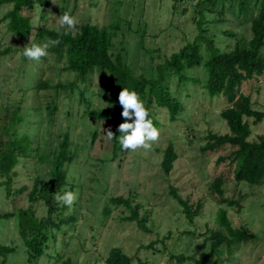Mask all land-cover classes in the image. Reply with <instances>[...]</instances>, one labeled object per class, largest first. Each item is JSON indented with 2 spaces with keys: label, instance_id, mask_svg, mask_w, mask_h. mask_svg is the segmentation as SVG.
I'll return each instance as SVG.
<instances>
[{
  "label": "rangeland",
  "instance_id": "374dc122",
  "mask_svg": "<svg viewBox=\"0 0 264 264\" xmlns=\"http://www.w3.org/2000/svg\"><path fill=\"white\" fill-rule=\"evenodd\" d=\"M48 1L50 6L45 12L49 18L40 21L37 6L31 14L32 31L24 38L8 31L6 22L2 21L3 15L12 6L0 7V51L13 48L11 53L0 57V127L4 124L1 117L5 113L2 112L5 104L11 108L17 105L22 113L30 108L39 109V113H32L31 116L32 124L39 122L37 130L32 133L28 126L21 128L30 136L33 151L21 171L23 177L13 187L18 189L25 185L26 191L10 195L9 199L6 198L7 189L0 186V215L29 208L37 218L45 216L44 203L40 200L31 203L26 194L30 191L33 178L47 173L48 165L39 163V156L46 146H50L49 149L55 147L57 136L61 137V133L68 131L72 146L79 150L69 172L70 179L74 178L77 185L74 193L77 194L75 202L78 205L76 208L68 206L67 209V214L76 210V223L53 231L43 257L29 262L27 247L16 227L17 218H0V246L14 248L6 257L0 256V264L3 259L5 264H63L67 259L71 264H105L104 260L112 248H120L132 259L131 264H180L173 259L176 255H184L187 258L185 264H190L193 259L201 257L202 252H209V244L203 248V242L208 237L207 232L215 230L216 216L221 208L225 209L235 229L245 227L253 238L247 243L232 246L229 251L225 246L221 247L219 255L205 260L203 264H264V178L257 185L235 183L234 165L229 159L219 161V157H225L232 151L230 146L220 147L214 152L202 151L210 134L221 136L230 133L220 117L221 111L228 106L226 100L223 96L210 97L207 94L205 85L208 78L203 66L185 71V76L197 80L196 83L190 80L185 87L180 85L176 88L175 81H172L171 92L184 106L176 121L170 122L165 110L154 107L159 114L154 117L160 136L151 148L127 150L116 161L110 162L111 144L100 142L101 126L87 119L77 93H70L68 88L57 92L34 90L38 78L49 85H65L76 80L75 75L63 71V62L57 63L53 56L47 55L39 61L21 58L23 47L30 40L40 45L46 43L36 40L38 29L67 30L59 24L63 12L74 16L76 25L90 23L104 27L110 22V13H116L118 8L121 30L113 40L111 52L116 55L121 49L126 53L128 49L133 73L151 77L154 65L169 59L194 39L196 29L193 19L197 15L193 12L200 0H118L119 3H113L114 0ZM141 30H144L145 36L143 48H138L139 33L134 32ZM225 31L248 38L249 21L227 14L226 22L217 25L216 46L231 50L235 39L224 35L222 32ZM261 53L264 55V48ZM77 85L80 88L88 86L91 106L96 107L104 105L97 93L108 89L111 82L105 75H93L89 84L78 82ZM240 91L250 96L253 109L264 112V74L244 82ZM52 100L56 111L49 118L45 107ZM245 120L251 130L250 142L264 135V118L257 124H252L251 118ZM93 130L97 131L98 137L92 142L89 131ZM169 143L178 158L171 173L166 176L160 163ZM216 177L224 179V197L239 200V207L219 203L211 189ZM170 187L176 189L178 195L193 208L197 201L200 202V211L192 222L185 218L179 202L170 195ZM69 190L64 189L62 194ZM117 197H130L132 206H141L138 219L146 216L148 232L142 231L136 221L123 219L130 216V211L112 203ZM58 205L65 206L59 202Z\"/></svg>",
  "mask_w": 264,
  "mask_h": 264
},
{
  "label": "trees",
  "instance_id": "16d2710c",
  "mask_svg": "<svg viewBox=\"0 0 264 264\" xmlns=\"http://www.w3.org/2000/svg\"><path fill=\"white\" fill-rule=\"evenodd\" d=\"M113 3H119V1L114 0ZM2 5L12 6L11 10L3 15L2 21L6 22L8 31L20 35L21 38L29 35L32 31L31 14L37 6L39 7L40 21L49 18L45 12H48L50 6L48 0H0V7ZM195 7L193 14L195 13L197 17L193 19L196 29L194 39L178 52L173 53L169 59L154 65L151 77L141 74L136 76L133 73V66L129 65L132 58H129L128 49L127 53L121 49L116 55L111 52L113 40L121 30L122 20L118 8L116 13H110V22L104 27L85 23L76 25L72 30L38 29L35 33L37 41H58V43L50 44L48 55L49 57L53 56L57 63L63 62L62 70L74 74L76 80L65 85L61 83L49 85L46 81L38 78L34 90L39 92L50 89L57 92L68 88L70 93H77L78 101L82 102L85 107L87 119L99 123L101 126L100 142L111 144L110 162H114L120 154L126 151L121 147L119 141L122 134L117 130L119 124L122 123L121 113L123 110L118 101L119 92L123 88L137 91L150 111V118L153 120L154 126L157 125L154 116L159 115L154 111L156 106L157 109L165 110L169 121L173 122L182 113L184 106L171 92L172 81H175L176 88H179L180 85L185 87L190 80L192 83H196L197 80L185 76V71L203 66L208 78L205 85L207 94L210 97L223 96L226 100L228 106L221 111L220 117L226 122L230 133L221 136L210 134L202 151L214 152L220 147L230 146L232 151L225 157H219V161L229 159V162L234 165L233 179L235 183L245 182L249 185H257L264 178V135L250 142L248 138L251 135V130L245 119L251 118L253 119L252 124H257L264 118V112L253 109L250 96L242 94L240 88L244 82L264 74V55L261 53L264 48V0H200ZM227 14L249 21L250 37L237 35L233 31L222 32L227 37L235 39L231 50H222L215 44V29L217 25L226 22ZM143 31L141 30V33L134 32V34L139 33V41L136 43L138 48H143L145 36ZM12 50V47H8L0 51V57L11 53ZM146 50L148 51V49ZM21 58L22 60L26 59L23 56V51ZM57 63L54 62L55 66ZM93 75H105L111 82L108 89L100 90L97 93L103 101L101 103H104L103 106L92 107L88 86L80 88L77 85L78 82L89 84ZM53 101L45 107L49 118L53 117L56 111V104ZM10 108L7 104L2 106V112L5 113L1 119L3 118L4 124L0 127V186L7 189L6 198L26 191L25 185L18 189L13 187L23 177L21 171L24 170V166L27 164L26 160L30 158L33 151L31 149L32 140L27 133L23 132V129L28 126V129L34 133L39 124V122L31 123L32 113L34 115L39 113V109L30 108L22 113L17 105L11 110ZM29 118L30 121H27ZM36 119L39 118L36 117ZM108 129L115 134L113 139L106 136ZM89 134L92 142L98 137L96 130L89 131ZM61 135L62 138L57 136L58 144L50 149V146H46L38 158L39 163L48 165L46 174L49 177L44 174L43 177L38 175L33 178L30 191L26 194L31 203L38 200L44 203L45 216L37 218L29 208L0 215V218H17L16 227L27 247L29 262L43 257L46 243L50 236H53V231H59L64 226L76 223V210L67 214L68 206H59L55 199V195H62V191L66 188L75 192L77 186L75 179H70L69 172L79 150L72 146L68 131ZM177 158L173 145L169 143L162 153L160 163L164 175L168 176L171 173L173 163ZM223 183L222 177H216L211 183V189L218 197L219 203L227 207L234 205L239 207V200L224 197ZM170 195L179 202L185 218L192 222L200 211V202L197 201L196 207L193 208L187 200L178 195L176 189L171 187ZM131 199L130 197H117L112 200V203L115 206L129 209L130 216L123 219L136 221L142 231L148 232L145 226L146 216L143 219H138V210L141 206L137 204L132 206ZM77 205L78 203L75 202L72 206L76 208ZM222 209L217 213L215 230L211 229L210 233L207 232L208 237L203 242V248L209 244V252H202L201 257L193 259L190 264H203L205 260L219 255L221 247L225 246L229 251L232 246L241 242L247 243L253 238V234L247 228L235 229L226 216L225 209ZM13 251L14 248L0 246L1 257H6ZM173 259H176L180 264H185L187 258L184 255H176L173 256ZM104 262L105 264H131L132 259L125 255L120 248H112ZM5 263V259H3L1 264ZM63 264L71 263L67 259Z\"/></svg>",
  "mask_w": 264,
  "mask_h": 264
},
{
  "label": "clouds",
  "instance_id": "9594fccd",
  "mask_svg": "<svg viewBox=\"0 0 264 264\" xmlns=\"http://www.w3.org/2000/svg\"><path fill=\"white\" fill-rule=\"evenodd\" d=\"M59 24L67 30H72L77 24V20L69 12H63L59 17ZM58 41L46 42L42 45L30 43L23 47V56L32 61H39L48 55L50 44ZM118 101L122 107L121 116L124 122L118 126V131L122 134L120 144L123 150L137 151L140 149L149 150L152 143L159 139L160 131L154 126L150 118V111L146 103L141 99L140 94L135 90L123 88L118 95ZM106 136L113 139L115 134L106 130ZM57 202L71 207L77 199V194L73 191H65L62 195L56 194Z\"/></svg>",
  "mask_w": 264,
  "mask_h": 264
}]
</instances>
